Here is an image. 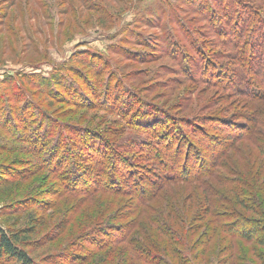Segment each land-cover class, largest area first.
I'll return each mask as SVG.
<instances>
[{"label": "rangeland", "instance_id": "374dc122", "mask_svg": "<svg viewBox=\"0 0 264 264\" xmlns=\"http://www.w3.org/2000/svg\"><path fill=\"white\" fill-rule=\"evenodd\" d=\"M244 1L264 10V0ZM220 3L221 10L213 0H203L201 7L194 0H0V226L20 236L34 264H71L66 256L89 255L94 229L117 228L123 205L131 204L130 198L104 192L80 196L79 190L93 189L92 179L85 169L67 166L86 151L72 149L71 141L88 135L81 131L106 132L125 144L136 134L121 112L111 111L113 104L127 103L124 111L130 113L126 96L135 92L174 118L211 121L250 111L244 109L248 101L204 84L187 68L185 75L178 70L181 52L172 42L188 47L192 39L183 21L199 43L215 51L204 7L216 8L222 17L237 16L229 4L231 13L222 11L227 3ZM210 72L214 78L215 70ZM119 76L123 91L117 90ZM48 80L54 83L50 90L44 88ZM133 119V127L143 129ZM48 123L53 132L46 135L42 127ZM118 128L124 131L115 134ZM75 129L80 134L72 133ZM260 133L264 142V129ZM240 149L244 160L230 153L223 163L246 175L222 172L227 186L210 180L220 205L208 206L202 188H190L182 214L193 234L190 241L184 236L182 257L164 255L167 264H264L263 246L226 231L237 219L246 221L240 228L264 223V156L249 143ZM237 181L230 192L228 184ZM228 213L235 220L216 218ZM109 252H96L80 264H122L117 253L108 261ZM3 264L18 263L8 258Z\"/></svg>", "mask_w": 264, "mask_h": 264}, {"label": "trees", "instance_id": "16d2710c", "mask_svg": "<svg viewBox=\"0 0 264 264\" xmlns=\"http://www.w3.org/2000/svg\"><path fill=\"white\" fill-rule=\"evenodd\" d=\"M224 1L227 4L222 11L230 14L232 8L236 17H222L216 8L204 7L209 12L205 24L207 33L215 41V51L199 43L195 33L183 19L192 39L188 47L172 42L178 44L177 49L181 52L179 56L183 65H178V70L185 75L187 73L183 71V67L187 68L186 71L200 75L204 84H213L218 90L248 101L249 104L244 109L250 111L230 117L215 115L211 121L202 117L183 119L175 115L174 118L169 110L152 102H142L141 97L132 92V95L126 96L127 102L130 101V113L127 111L126 114L124 111L127 103L119 106L113 104L111 110L121 112L126 126L131 127L128 130L136 132L126 144L114 141L106 132L99 135L89 129L81 131L88 135L71 141L72 149L78 150L84 146L86 151L80 150L82 154L72 156V165H67L68 169L74 171L85 169L82 172L92 179L93 185L88 187L93 189L79 190L80 196L104 192L119 195L120 198H130L131 204L123 205L124 210L116 218L120 222L117 228L104 227L106 229L100 231L94 229L92 239L96 241H91L94 248L89 255L77 258L66 256L71 264L83 263L96 252L106 250H110L108 261L117 253L122 264H167L164 255L182 257L179 248L184 244V236L187 235L190 241L189 237L193 234L191 225L188 226V219L182 214L187 209L184 200L192 193L190 188L198 185L207 196L208 206H216L220 203V196L215 195L218 191L210 180L227 186L222 172H230L229 176L236 177L246 175L235 171L229 164H224L226 155L233 153L235 157L239 154L235 159L244 160L245 155L241 154L240 146L241 143H249L264 156V142L260 138V128L264 129V10L244 0H213V4L220 9V2ZM194 2L201 7L203 0ZM164 46L165 44L163 48ZM211 69L215 70L212 73L215 74L214 78L211 77ZM209 76L211 79H208ZM123 79L118 77L117 90H124ZM48 81L44 82L46 90H50L54 84L52 80ZM98 105V102L94 104L99 107ZM105 110L109 112L108 109ZM28 117L31 118L29 115ZM132 119L143 129L133 127ZM49 124L51 123L42 127L46 135L49 131L53 132ZM121 131L124 130L118 128L115 134ZM72 133L80 134L78 129ZM65 168L67 167L61 169ZM238 182L228 184L230 192L235 193L233 190L237 188L235 185ZM156 200V205L152 207ZM235 201L239 204L238 201L241 200ZM239 205L243 206L242 203ZM216 218L235 220L229 213ZM236 222V225L231 222L226 227L233 238L248 243L256 242L264 247V223L240 228V224L245 226L246 221L237 219ZM134 233L137 236L133 238ZM21 245L22 240L17 233L7 232L0 226V264L8 258L18 264H34ZM85 245L81 248L88 252ZM154 255L158 257H153Z\"/></svg>", "mask_w": 264, "mask_h": 264}]
</instances>
